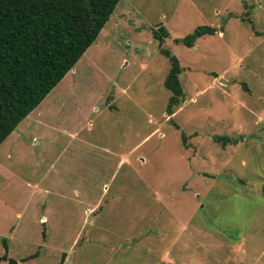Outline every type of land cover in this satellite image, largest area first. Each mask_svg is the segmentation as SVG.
I'll use <instances>...</instances> for the list:
<instances>
[{
    "label": "rangeland",
    "instance_id": "rangeland-1",
    "mask_svg": "<svg viewBox=\"0 0 264 264\" xmlns=\"http://www.w3.org/2000/svg\"><path fill=\"white\" fill-rule=\"evenodd\" d=\"M4 240L25 264H264V0H119L0 144Z\"/></svg>",
    "mask_w": 264,
    "mask_h": 264
},
{
    "label": "trees",
    "instance_id": "trees-1",
    "mask_svg": "<svg viewBox=\"0 0 264 264\" xmlns=\"http://www.w3.org/2000/svg\"><path fill=\"white\" fill-rule=\"evenodd\" d=\"M119 0H0V144L47 94L59 83L85 50L96 40ZM215 28L199 25L177 43L192 46L196 39L213 34ZM168 31L154 30L159 47ZM170 68L164 80L171 91L165 111L183 99L179 80L182 71L176 55L167 49ZM178 128V126H176ZM215 139L235 143L225 136ZM185 145L186 136L181 132ZM0 260L7 264H25L27 257L8 256L4 240ZM56 264H63V259Z\"/></svg>",
    "mask_w": 264,
    "mask_h": 264
},
{
    "label": "water",
    "instance_id": "water-1",
    "mask_svg": "<svg viewBox=\"0 0 264 264\" xmlns=\"http://www.w3.org/2000/svg\"><path fill=\"white\" fill-rule=\"evenodd\" d=\"M221 82L225 83V82H226V80L221 78Z\"/></svg>",
    "mask_w": 264,
    "mask_h": 264
},
{
    "label": "crops",
    "instance_id": "crops-1",
    "mask_svg": "<svg viewBox=\"0 0 264 264\" xmlns=\"http://www.w3.org/2000/svg\"><path fill=\"white\" fill-rule=\"evenodd\" d=\"M28 115H29V114H28ZM28 115H27V116H28ZM27 116H26V117H27Z\"/></svg>",
    "mask_w": 264,
    "mask_h": 264
}]
</instances>
